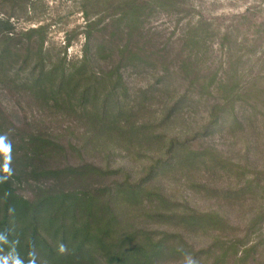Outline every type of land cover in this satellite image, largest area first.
Instances as JSON below:
<instances>
[{
    "label": "rangeland",
    "instance_id": "rangeland-1",
    "mask_svg": "<svg viewBox=\"0 0 264 264\" xmlns=\"http://www.w3.org/2000/svg\"><path fill=\"white\" fill-rule=\"evenodd\" d=\"M0 54V151L15 145L0 166L17 196L56 184L30 175L36 165L91 164L110 175L63 189L142 181L136 201L106 210L97 197L91 236L109 252L140 251L135 264H264V0H0ZM118 75L122 113L102 128L94 113ZM88 89L96 100L79 103ZM210 111L224 122L211 128ZM32 136L57 147L42 164L24 157ZM169 145V162L148 174ZM89 242L92 264H105Z\"/></svg>",
    "mask_w": 264,
    "mask_h": 264
},
{
    "label": "trees",
    "instance_id": "trees-1",
    "mask_svg": "<svg viewBox=\"0 0 264 264\" xmlns=\"http://www.w3.org/2000/svg\"><path fill=\"white\" fill-rule=\"evenodd\" d=\"M4 58L3 54H0V60ZM95 79V75H93ZM50 76L47 77L42 73L37 74L33 85H39V90L45 93V83L49 82ZM121 82V76L118 75L114 85L108 90L102 102L99 104L98 111L94 113V123L103 125L106 120L109 122L110 117H114L118 122V118L122 113V103L118 98L114 97L115 92L118 90V83ZM64 86L63 77L57 82L54 90V101L63 102L62 87ZM90 90L83 92L78 99L79 103L88 102V98L95 101L94 95H91ZM110 97V98H109ZM112 99V100H111ZM112 101L114 103L112 109V116L106 112L108 103ZM71 102L68 101L67 104ZM177 103V102H176ZM176 106V105H175ZM216 106H213L215 109ZM172 109V108H171ZM212 112L211 128L221 125L224 121V117H219ZM171 114V113H170ZM106 117V118H104ZM108 125V124H107ZM109 127L106 126L105 128ZM11 138H7L3 144V150H6L9 145L11 147L12 154L14 153L15 145ZM29 151L25 153V159L27 160H42L48 153L56 151L57 147L54 143L46 139H42L41 136H32L28 142ZM171 148L169 145L163 160H159L149 168L148 174H154L160 170L163 165H166L171 159ZM0 151V162L3 163L2 151ZM32 159L29 158V155ZM9 158L10 153L4 154ZM0 163V164H1ZM30 175L34 177H43L45 179L53 178L56 182L55 185L43 188L40 190L41 194L37 195L35 200H28L23 197L17 196L13 189L12 178L9 173L1 169L0 166V256L5 260L0 259V264H92L90 256L92 251L98 250L96 248L89 249L91 243L94 241L96 246L103 254H107L105 264H129L131 262L135 264V258L140 251L132 252L130 254H123L121 246L114 248L113 252H109V245L98 237L93 238L91 236V221L95 215V212L99 208L97 197L104 194L107 199L104 209L109 210V200L120 199L122 196H126L127 201H136L138 196L136 193L139 190V183L134 185L130 184H116L115 186H105L104 188L96 187L95 189L83 188L78 190H65V184L72 183L75 180L80 179L83 184L84 179L87 182H92V179L103 178L110 175L109 170H101L92 166L91 164H83L77 167H67L57 170H44L36 165L29 171ZM95 213V214H94ZM84 215L87 217L84 220V225L81 228H76L75 219L77 216ZM112 219L115 218L111 213ZM93 221L99 219L98 216ZM114 217V218H113ZM71 221V224L69 222ZM73 221V222H72ZM102 229V233L109 234L107 229L110 222ZM45 234L48 235L45 237ZM88 239V240H87ZM102 239V240H101ZM125 241V240H124ZM124 241H122L124 243ZM126 243V241H125ZM61 245H64V249L61 250ZM89 245V246H88ZM89 247V248H88ZM87 252V253H86ZM86 253V254H85ZM85 254V255H84ZM90 254V255H89ZM151 257V254L149 255ZM148 256V257H149ZM106 258V257H104Z\"/></svg>",
    "mask_w": 264,
    "mask_h": 264
},
{
    "label": "clouds",
    "instance_id": "clouds-1",
    "mask_svg": "<svg viewBox=\"0 0 264 264\" xmlns=\"http://www.w3.org/2000/svg\"><path fill=\"white\" fill-rule=\"evenodd\" d=\"M60 247H61V250L64 249V245H61ZM185 264H195V261L191 257H189L186 259Z\"/></svg>",
    "mask_w": 264,
    "mask_h": 264
}]
</instances>
